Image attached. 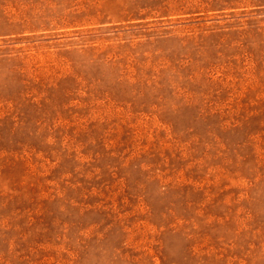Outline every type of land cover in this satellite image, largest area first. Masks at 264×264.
<instances>
[{"label":"rangeland","instance_id":"374dc122","mask_svg":"<svg viewBox=\"0 0 264 264\" xmlns=\"http://www.w3.org/2000/svg\"><path fill=\"white\" fill-rule=\"evenodd\" d=\"M0 264H264V0H0Z\"/></svg>","mask_w":264,"mask_h":264}]
</instances>
